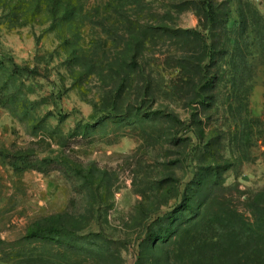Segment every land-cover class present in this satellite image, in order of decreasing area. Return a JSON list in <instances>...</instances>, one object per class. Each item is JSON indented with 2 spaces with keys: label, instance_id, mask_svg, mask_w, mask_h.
I'll use <instances>...</instances> for the list:
<instances>
[{
  "label": "rangeland",
  "instance_id": "obj_1",
  "mask_svg": "<svg viewBox=\"0 0 264 264\" xmlns=\"http://www.w3.org/2000/svg\"><path fill=\"white\" fill-rule=\"evenodd\" d=\"M263 220L264 0H0V264L261 263Z\"/></svg>",
  "mask_w": 264,
  "mask_h": 264
},
{
  "label": "trees",
  "instance_id": "obj_2",
  "mask_svg": "<svg viewBox=\"0 0 264 264\" xmlns=\"http://www.w3.org/2000/svg\"><path fill=\"white\" fill-rule=\"evenodd\" d=\"M189 31H187V33H188ZM262 223H264V220L262 221ZM39 232L38 231H35V230H30L29 231V236H30V238H37L38 236H39ZM152 239V238H151ZM255 264H264V261H262L261 263L260 262H256Z\"/></svg>",
  "mask_w": 264,
  "mask_h": 264
},
{
  "label": "crops",
  "instance_id": "obj_3",
  "mask_svg": "<svg viewBox=\"0 0 264 264\" xmlns=\"http://www.w3.org/2000/svg\"><path fill=\"white\" fill-rule=\"evenodd\" d=\"M256 101H258V102H259V97H258V98L256 97Z\"/></svg>",
  "mask_w": 264,
  "mask_h": 264
}]
</instances>
